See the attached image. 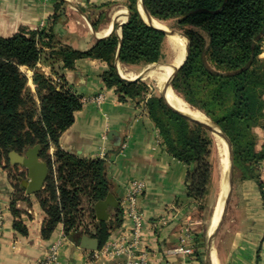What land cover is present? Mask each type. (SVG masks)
<instances>
[{
	"label": "trees",
	"instance_id": "1",
	"mask_svg": "<svg viewBox=\"0 0 264 264\" xmlns=\"http://www.w3.org/2000/svg\"><path fill=\"white\" fill-rule=\"evenodd\" d=\"M142 1L155 20L174 21L189 38V55L173 79V89L229 137L236 180L259 181L264 199L259 170L264 146L258 150L255 132L264 127V0ZM56 2L57 11L66 4ZM139 3L127 1L130 14L121 35L117 26L108 38L87 51L63 46L44 31L22 30L9 38L0 36V163L16 182L11 210L18 218L21 211L17 202L23 200V190L17 181L24 173L11 167L9 155L41 146L40 158L50 168L44 189L37 194L47 215L42 228L45 239L62 225L65 235L79 230L97 239L102 249L122 221L121 209L111 222L95 216L94 205L107 198L112 186L106 160L80 158L60 148L61 136L83 107L62 73L73 69L79 59L105 61L109 71L102 76L103 81L117 89L122 101H147V111L167 151L189 166V196L206 210L203 201L213 184L210 156L215 142L211 132L173 111L162 97L148 98L145 83L126 82L117 71L118 54L124 66H145L166 59L167 36L145 22ZM40 65L49 66L51 75ZM23 67L33 72L34 92ZM52 147L57 149L54 155L50 154ZM15 229L27 234L19 220Z\"/></svg>",
	"mask_w": 264,
	"mask_h": 264
},
{
	"label": "crops",
	"instance_id": "2",
	"mask_svg": "<svg viewBox=\"0 0 264 264\" xmlns=\"http://www.w3.org/2000/svg\"><path fill=\"white\" fill-rule=\"evenodd\" d=\"M63 1L66 4L57 11L56 0H0V36L9 38L22 30L44 31L53 34L63 46L87 51L108 38L117 26L120 33L121 26L129 19L128 0ZM261 57L264 58V51ZM40 67L51 75L49 66ZM116 67L119 75L121 68L125 70L120 62ZM22 71L28 75V85L34 92L33 72L27 67ZM108 71L105 61L87 58L77 60L73 69L62 72L71 90L81 98L83 107L75 114L74 124L61 136L60 148L80 158L106 160L107 177L112 184L110 193L114 203L120 202L118 208L108 209V222L116 219L118 210L123 212L121 225L109 240L131 233L132 222L125 218L123 202L131 184L142 182L145 189L137 199V209L144 217L145 226L139 250L148 253L150 264H211L207 251L201 250L193 239L198 203L188 193L189 166L167 151L149 116L147 101L131 98L122 101L115 87L105 85L102 76ZM100 95L103 101L98 103ZM255 132L261 150L264 127L256 128ZM56 150L52 147L50 154L54 155ZM10 165L19 174L24 173L17 181L23 190V200L17 202L21 215L15 218L11 204L16 182L0 163V203L5 211L0 264H42L57 242H61L60 264L111 263L99 256L101 249L83 248L81 235L75 237V242L71 241L62 225L51 238H43L47 215L38 193L28 195L22 188L28 172L11 161ZM259 170L260 182L264 184V162ZM95 216L98 220L96 212ZM17 220L22 222L27 234L15 229ZM226 227L225 239L217 252L220 264H264V199L259 181H236ZM178 246L191 247L193 254H172Z\"/></svg>",
	"mask_w": 264,
	"mask_h": 264
},
{
	"label": "water",
	"instance_id": "3",
	"mask_svg": "<svg viewBox=\"0 0 264 264\" xmlns=\"http://www.w3.org/2000/svg\"><path fill=\"white\" fill-rule=\"evenodd\" d=\"M139 4H140V8H141V14L146 16L147 20H145V19L144 20L148 25L153 26V27L163 31L168 38H169V36H172V35H178V36L185 37L187 39V45H186L187 55H186V58H185L184 62L179 67L173 68V73L170 76L169 81L166 85V88H167L169 86H172V82H173L174 77L177 75V73L180 71L182 66L187 61V58L189 55L190 41H189V38L186 35L182 34L181 32H178L176 30H166L164 28H159V27L154 26L152 23H153V20H155V19L147 12L146 8L144 7L143 1L140 0ZM142 11H143V13H142ZM119 34L121 35V32ZM117 62H119V54H118ZM122 79L126 82H136L139 80H143L144 75L142 72L141 76H139L135 80H127L124 78H122ZM162 97H163L164 101L166 102V104L173 111H175L176 113H178L182 117L186 118L187 120L201 125L202 127L206 128L210 132L216 133L217 130L213 126H211L205 122H201V121L191 117L190 115L183 113L180 110L174 108L173 106H171L167 102L163 93H162ZM214 125L217 126L216 124H214ZM218 131L228 145V165H227V168L225 171H223L224 169H223V165H222V176H223V178H222V184H221V189H220V192L222 191V194L224 192L223 197L221 198L222 203H223L222 204V212H221L220 219L218 221L216 228L212 231L210 237L208 238L207 253H208L209 258H211V246L214 243V240L217 237L218 232L221 229V226H222L223 222L225 221L227 213L229 211V207H230V203H231V197H232V193L234 190V178H235V176H234V174H235V163H234L233 144H232L231 140L229 139V137L220 128ZM40 152H41V146L35 145L33 147L26 148L22 154H19L15 151H12L9 155L10 161L13 165L20 166L28 172V178L26 180H22V188L26 191V193L28 195H33V194H37V193L41 192L44 189L45 183H46L48 176L50 174V168H49L47 162L41 160ZM221 164H222V161H221ZM113 200H114L113 194L109 193L105 200L100 201L94 205V211L96 212V215H97V218L99 221H108L110 219V214L108 212V209L110 207H115V208L119 207V205H120L119 200L117 201V203H114ZM214 213H215V210H214ZM77 235H81V238L79 239V241H80V244L83 248L93 250V251H98L100 249V243L97 239L91 238L87 234H82L79 230H76L70 234V236H69L70 240L75 242L76 241L75 237Z\"/></svg>",
	"mask_w": 264,
	"mask_h": 264
},
{
	"label": "built area",
	"instance_id": "4",
	"mask_svg": "<svg viewBox=\"0 0 264 264\" xmlns=\"http://www.w3.org/2000/svg\"><path fill=\"white\" fill-rule=\"evenodd\" d=\"M98 103L103 101V96L100 95L97 100ZM145 185L142 182H133L129 187L128 194L123 202L125 218L132 222V229L129 236L115 238L109 240L107 244L101 249L100 257L111 262L110 264H150L149 255L145 251L139 250L145 220L143 215L137 209V199L143 193ZM5 226V211L0 203V234ZM61 242L54 244L42 264H60L59 250ZM175 255H192L193 249L191 247L178 246L171 251ZM127 257L126 260H119L118 258Z\"/></svg>",
	"mask_w": 264,
	"mask_h": 264
},
{
	"label": "bare ground",
	"instance_id": "5",
	"mask_svg": "<svg viewBox=\"0 0 264 264\" xmlns=\"http://www.w3.org/2000/svg\"><path fill=\"white\" fill-rule=\"evenodd\" d=\"M143 17L145 20H147L145 15H143ZM152 24L156 27L169 30L167 26H165L162 22H159L158 20H153ZM169 41L172 47L174 48V50L176 51V56H175L173 63L170 65H153V66L148 67L147 69L142 71L144 75V79L152 78L156 80L159 89L164 94V97L166 98L167 102L171 106L180 110L183 113L190 115L191 117L201 122H205L213 126L217 130L216 133H214V136L216 140L218 141V144L220 147L221 156H222L221 161H222V165L224 169L223 171H225L228 165V145L225 142V140L222 138V136L220 135L218 131L219 128L214 125V123L205 115V113L196 109V107L194 108L185 99H183L173 89L172 86H169L166 88L169 78L173 73V68L179 67L184 62L186 55H187V51H186L187 39L185 37L178 36V35H172V36H169ZM141 74L142 73L138 75V73L135 74L132 72H128L122 68L120 69V75L122 76V78L127 79V80H135L139 76H141ZM223 194L221 191L218 196V200L215 206V213L213 214V218L211 222V233L216 228L218 221L220 219V215L222 212V204H223L221 198L223 197ZM211 264H220L214 243L211 246Z\"/></svg>",
	"mask_w": 264,
	"mask_h": 264
},
{
	"label": "rangeland",
	"instance_id": "6",
	"mask_svg": "<svg viewBox=\"0 0 264 264\" xmlns=\"http://www.w3.org/2000/svg\"><path fill=\"white\" fill-rule=\"evenodd\" d=\"M139 8H140V4H139ZM163 24L165 26H167L169 28V30H176V31L184 34L183 31H181L179 28H177L175 26L174 21L163 22ZM164 52L166 55V59L164 61H162L161 63L149 64V65H145V66H125V70L128 72L135 73V74L138 73V75H139L140 73H142V71H144L145 69H147L150 66L172 64L174 59H175V56H176V51L174 50V48L170 44V41L168 38H167V41L165 43V51ZM139 81L145 83L148 86V89H149L148 98H150L152 96L162 97V92L159 89L156 80H154L152 78H145V79L139 80ZM142 101L144 102L145 100L143 99ZM211 135L213 136L214 142H215L213 149H212L211 156H210V162L213 165V184H212V187L210 189L211 192H210L209 196L203 201V204L205 205L206 210H201L199 208V205L197 206L198 207L197 213L195 215V225L197 227V230L195 231L196 233H195V236L193 237L196 245L199 246L201 250H204V252H205V250L207 251V242H208V238L211 235V222H212L215 206H216V203L218 200V196L220 193L222 178H223V176H222V164H221V157L222 156H221L220 147H219L218 141L216 140V138L214 136V133L211 132ZM234 176H235V178H234V185H235V183L237 181L236 180V172H235ZM227 218H228V213H227L225 221L223 222V224L221 226V229L218 232L217 237L214 240V246H215V249L217 252H218L220 244L225 239L224 236L226 235ZM87 222L88 221H86L85 224H88Z\"/></svg>",
	"mask_w": 264,
	"mask_h": 264
}]
</instances>
